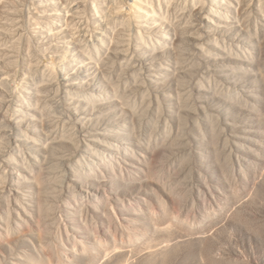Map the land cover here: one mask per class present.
Instances as JSON below:
<instances>
[{
	"label": "rangeland",
	"instance_id": "1",
	"mask_svg": "<svg viewBox=\"0 0 264 264\" xmlns=\"http://www.w3.org/2000/svg\"><path fill=\"white\" fill-rule=\"evenodd\" d=\"M93 1L132 17L104 27L81 81L56 57L72 45L32 25L39 5L18 39L0 23L16 34L0 33V264H264V0ZM175 29L197 38L174 47ZM111 37L146 71L113 63ZM27 67L53 86L38 100L21 90ZM57 83L94 97L60 107Z\"/></svg>",
	"mask_w": 264,
	"mask_h": 264
},
{
	"label": "bare ground",
	"instance_id": "2",
	"mask_svg": "<svg viewBox=\"0 0 264 264\" xmlns=\"http://www.w3.org/2000/svg\"><path fill=\"white\" fill-rule=\"evenodd\" d=\"M85 1L83 2V0L82 1H80V0H0V23L2 24V21H3L4 23L10 25L11 27L14 26L13 29L16 27L18 29V30H16L17 31L16 34H18V36L17 37L15 36V37L18 39V37H22L23 36L22 33L18 32L19 29H22L21 26H23V23H21L22 22L21 16L23 15L22 14V8L26 7L27 5H29L30 7L33 4L39 5V8H37L35 10V15H37V16H47V17L42 18L44 20H41V21H39V18H37L38 20H33L32 21L33 22L32 25H35L38 28L39 31H44L46 35H50L51 36L50 38H52L53 41H56V39H61L62 42L70 43L72 45L71 49H68L66 47L62 52H60V54L56 55V57H58L60 60L64 61L63 65H61V66H65V69H68L69 67H72L69 72L71 74L72 73L73 74L76 73L75 76H76L77 80L81 81L82 80L81 72L85 71L87 69V68H84V65L82 64V57H83V59L84 58L87 59L89 62L93 60L92 56L90 55V49L93 48L94 50L99 51V46L98 45L104 44V38L103 37L106 38V35H107L106 32L104 31V27H105V29L106 28L108 29L107 25H109L115 19L116 20L118 19V20H121V21H123V20L130 21V18L132 17V13L129 12L130 9H127V8H125V9L123 8L122 10H124L125 12H122V13H116V12H120L121 9H120V11L118 9H117L118 11H116V9H114V11H112V12H115V13H113V14L111 13L109 15H105V14L100 15L99 14L100 11L97 8V4L94 3L93 0H91V6H92V9L94 11V15H93L94 16V23L95 22L98 23L96 25V27H97V29H100L102 31L101 34H97L96 35L93 31L89 32L88 29H85V26H83L82 21L80 20L81 17H80L79 14H81L80 12H81L83 6H85V4H84ZM111 1L112 0H98V3H99V6L102 7V6H107L108 4L110 5ZM113 1H115V0H113ZM126 1L125 0H116L115 1V2H117V3H115L116 7L119 6V5H117L118 3H120L122 5V2H126ZM129 1H127V2L130 5L131 3ZM135 1L140 2L143 5L144 9L147 10V11H153L154 10L153 6H152V4L154 3V0H143V2H141L140 0H135ZM155 1L160 2V0H155ZM110 7H114V6H109V8ZM131 7L137 9L133 5H131ZM109 8H107V9H109ZM199 8H201V7L199 6ZM33 9H34V7H33ZM101 11H104V10H101ZM197 12H199V11H197ZM143 13L144 14H148V12H143ZM102 18H103V20H101ZM128 21H126V22H128ZM121 23H123V22H121ZM1 24H0V33L9 34L8 32L12 31L11 30L12 28L11 29L10 28H6V26H1ZM71 24H76L77 25V29H78V33L77 34H75L76 32H73V31L70 30V25ZM139 26H146V24L142 23V25H139ZM86 28H88V27H86ZM22 30H24V29H22ZM174 32L175 33L173 34V37L171 38V41H172L171 43L173 44L174 47H177V46L179 47V45H180L179 43L180 42H185L188 45L192 44V40L194 38L195 39L197 38V37H193V31H192V36L191 35H185V37H182L180 35L181 33L178 32L176 29H175ZM11 33H14V32H11ZM196 33H199V32L196 31ZM16 34L14 33V35H16ZM36 34L37 35H35L33 38H36L37 36H39V37L42 36L40 33H36ZM38 34H40V35H38ZM120 35H122V34H120ZM29 39L30 38H28V34H27L26 39H25L27 41V44H26L27 46H31V41ZM121 39H122V37H121ZM139 39H140V41H143L145 43L146 39H145L144 36L140 35V30H139ZM19 40H20V38H19ZM22 40H23V38L21 39V41ZM8 41L11 42L9 39H8ZM53 41H51L50 44H55V43H53ZM16 42H17V40H16ZM108 42H109V44L113 45V47H114V48H111V50H110L112 56L111 57L109 56L110 60L113 63H115L116 61H121V62H124L125 65L132 64L133 67H136L141 72L143 71V69H144L143 61L145 59V57L143 55V52L137 51L134 54V52H132V49L129 50L130 47L124 48L123 41L122 40H118L117 37H116V39L111 37L108 40ZM11 43L9 45H11ZM22 43H23V41H22ZM13 44L14 43H12V45ZM47 44H49V43H47ZM12 45L9 46V47H12ZM15 45L17 46V44H14V47H15ZM23 45H25V44H23ZM26 45H25V47H26ZM137 45L138 44L135 43V46H137ZM33 47L34 46H31V48L29 47L30 48L29 51L31 49H33ZM9 49H11V48H9ZM13 50H14V48H13ZM69 50H71V53L70 54H66V53H68ZM29 51L27 49V52H29ZM62 53H65V54L63 55ZM6 54L7 53L0 55V62L4 61L5 65H7V62H8V65H9L10 61H7L6 57H8V56ZM13 55H14V53H13ZM10 57H12V56L10 55ZM12 61L13 60H11L10 64H12ZM97 65L99 67V65H101V64H99V62H97ZM75 68L78 69V71H75ZM25 70H26V72H25L26 76L25 75L24 76L26 77V79L28 81L26 82V84L21 85V90L23 92H25V93H28V98H33L35 100H38L39 99L38 97L41 94L42 95L46 94V93H48V91L51 92V90L53 88V86H52L53 84L51 85L52 86V88H51V87L48 86V83L47 84L42 83L43 80L41 81V80L38 79L37 75L39 73L37 74L36 70H34L32 68H28V67ZM100 70L102 71L103 69H100ZM7 72L8 71H6V75L7 76H5L4 79L6 78L8 80H12V79H10L12 76L9 74V72L8 73ZM87 75H88V73L84 72L83 76L87 77ZM0 76H1V74H0ZM7 84H8V82H6V80H3V82L0 81V91L5 89V88H7L8 87ZM50 84L51 83L49 82V85ZM65 85L66 84H64V87H65ZM56 86H57V87H55L56 91L53 93V95L51 93L50 94L53 96V99L56 98V102L55 103H57V105L60 106V107L62 106L61 103H62L64 98H70V97L74 96V97H76L78 99L82 98L83 100H85L86 98H89L90 96L94 97V95H92V93L89 92V91H85L82 94H77V93L73 92L69 88H62L60 86V83H57ZM89 86H91V85H89ZM8 90H9V88H8ZM5 92H7V91H5ZM23 92L20 94V97L23 99L24 102H26V95L23 94ZM8 93H7V95H8ZM16 111H19V110H16ZM60 112L63 113L62 110ZM63 115H64V113H63ZM7 118L8 119H6L5 122L8 120V125L7 126L10 127V123L12 122V120H10L9 117H7ZM104 154H105V156L107 155V157H109V158H113L112 148L106 147V151L104 152Z\"/></svg>",
	"mask_w": 264,
	"mask_h": 264
}]
</instances>
